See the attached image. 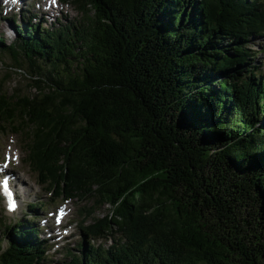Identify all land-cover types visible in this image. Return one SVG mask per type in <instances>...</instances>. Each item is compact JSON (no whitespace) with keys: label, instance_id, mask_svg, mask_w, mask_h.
<instances>
[{"label":"trees","instance_id":"trees-1","mask_svg":"<svg viewBox=\"0 0 264 264\" xmlns=\"http://www.w3.org/2000/svg\"><path fill=\"white\" fill-rule=\"evenodd\" d=\"M69 1L80 23L0 34L35 91L0 88V131L58 197L111 208L61 264H264V0ZM15 224L0 264H44Z\"/></svg>","mask_w":264,"mask_h":264},{"label":"rangeland","instance_id":"rangeland-1","mask_svg":"<svg viewBox=\"0 0 264 264\" xmlns=\"http://www.w3.org/2000/svg\"><path fill=\"white\" fill-rule=\"evenodd\" d=\"M54 0H27L25 4H17V9L9 13V7H6V3L2 1V10L5 14L15 15L16 22L3 19L0 21V34L3 36L6 44L12 43L16 37L15 24L22 26L20 18H22V11L28 8L30 13H36L39 7L51 9L48 7L49 3ZM62 11H58L51 15H44V20H39L41 11L38 13V17H35V23H41L46 28H53V25L58 26L60 23H68V21H83V14L76 6L75 2H66L61 0ZM76 5V6H75ZM7 8V10H5ZM53 8V7H52ZM29 13V12H28ZM60 18V22L56 24L57 19ZM62 17V19H61ZM48 23V26L47 24ZM253 50L260 51L264 46V36L254 38L250 44ZM258 61L261 63V70L264 72V55L259 54L257 56ZM30 81L25 78L23 72L16 68L15 60L12 58L10 51H3L0 49V88L11 94L15 88H20L25 92H32L29 87ZM27 137L25 134L0 131V168L5 167L10 172H15L20 176L18 182V188L21 192L20 206L14 212L7 209L6 202L0 195V238L3 239V245H8L10 230L7 226L13 225L20 220L31 219V214L34 211H30L29 204L36 203L38 201H44L46 204L45 212L37 211L36 214L40 215L41 221H36L31 225H37L43 228L42 235L47 243L49 250L46 253L47 261L44 264H61V262L67 259L65 253L67 250L73 253L79 252V244L84 242V235L82 234L81 225L86 226L91 224L94 220L105 218L109 210L111 209L108 204L97 207L95 205V199L93 197H77L72 200H65L63 197H58L55 193L59 194L58 190L53 191L48 184H42L37 173L32 169L28 160L29 149L27 144ZM22 182V183H21ZM66 187V186H65ZM69 189V187H66ZM53 190V188H52ZM36 205V204H35ZM57 209L65 211V217L58 220ZM63 222L64 226L58 230L63 235L49 233L50 224H56V222ZM120 236L116 233L114 236ZM55 237L53 240L51 237ZM96 245L103 243L105 247L110 246L113 241L111 238L99 239L93 241Z\"/></svg>","mask_w":264,"mask_h":264},{"label":"bare ground","instance_id":"bare-ground-1","mask_svg":"<svg viewBox=\"0 0 264 264\" xmlns=\"http://www.w3.org/2000/svg\"><path fill=\"white\" fill-rule=\"evenodd\" d=\"M17 1H18L19 5L24 4L26 2L25 0H17ZM7 7L10 8L11 7V4H9ZM58 9L62 11L61 6H59ZM44 11L47 12V10H44ZM54 11L55 10H53L52 12H54ZM42 14H43V12H42ZM4 170H6V169H4ZM12 177H13V180H14V183H15L14 185H16V187L18 188V182H19L20 179L18 178V176L16 174H13ZM50 229H51V232H58L57 227L55 225H53V224L50 225Z\"/></svg>","mask_w":264,"mask_h":264},{"label":"snow or ice","instance_id":"snow-or-ice-1","mask_svg":"<svg viewBox=\"0 0 264 264\" xmlns=\"http://www.w3.org/2000/svg\"><path fill=\"white\" fill-rule=\"evenodd\" d=\"M7 2H8V0H5V3H7ZM11 3H12V4H16V3H17V0H11ZM3 184H4V190H5V192H7L9 196H11V193L8 192V189H7V179H5V180L3 181ZM14 207H15L14 203L10 202V203H9V208L12 209V208H14Z\"/></svg>","mask_w":264,"mask_h":264}]
</instances>
